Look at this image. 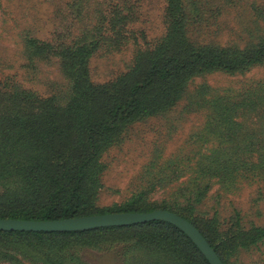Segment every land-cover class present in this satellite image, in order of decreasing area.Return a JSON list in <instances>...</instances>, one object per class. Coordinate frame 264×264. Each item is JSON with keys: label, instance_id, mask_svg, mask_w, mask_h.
Instances as JSON below:
<instances>
[{"label": "rangeland", "instance_id": "obj_1", "mask_svg": "<svg viewBox=\"0 0 264 264\" xmlns=\"http://www.w3.org/2000/svg\"><path fill=\"white\" fill-rule=\"evenodd\" d=\"M181 4L183 30L193 46L243 49L264 36V0ZM167 5V0H0V114L15 112L22 97L65 106L72 81L61 54L81 44L94 46L87 58L89 80L96 86L115 82L167 34ZM28 39L43 51L35 54ZM260 91L264 94V60L235 72L216 69L190 76L180 97L123 126L102 152L95 206L121 204L139 192L145 203L180 204L207 186L195 205L199 224L214 221L223 233L234 232L236 223L241 230L263 226L264 127L259 123L264 121L258 119L259 106L251 112L242 104L255 103L247 96ZM216 98L233 108L227 113L241 124L234 141L219 137L225 125H216L223 111ZM248 128L260 132L261 144L252 152L247 151ZM224 148L231 164L220 171L209 161L213 151ZM122 247L121 242L84 247L77 255L85 264H124ZM227 262L264 264V238L232 251ZM0 264L34 263L0 257Z\"/></svg>", "mask_w": 264, "mask_h": 264}, {"label": "trees", "instance_id": "obj_2", "mask_svg": "<svg viewBox=\"0 0 264 264\" xmlns=\"http://www.w3.org/2000/svg\"><path fill=\"white\" fill-rule=\"evenodd\" d=\"M167 2V34L115 82L96 86L89 80L87 58L94 46L81 44L61 54L72 81L65 106L22 97L15 112L0 114V218L56 220L166 209L191 222L223 264H228L232 251L264 238V225L241 230L235 222L234 232L223 233L214 221L199 224L194 216L195 205L207 186L197 189L193 198L187 196L180 204L145 203L143 192L107 208L94 204L103 168L100 156L123 126L173 103L194 74L216 69L235 72L264 60V36L243 49L193 46L183 30L181 0ZM28 42L35 54L43 51L33 39ZM247 97L255 103L242 104L251 112L259 106L258 119L263 122V92ZM217 100L223 111L218 113L222 120L216 125H225L219 137L222 141H234L239 138L235 129L241 124L232 119V112L227 113L233 108L223 105L220 98L215 103ZM259 135L250 128L245 131L248 152L259 148ZM225 150L213 151L209 161L217 164L220 171L231 164ZM118 242L123 243L124 264H209L184 232L163 220L82 231H0V257L10 261L22 257L34 264H85L77 255L79 248L102 249Z\"/></svg>", "mask_w": 264, "mask_h": 264}, {"label": "water", "instance_id": "obj_3", "mask_svg": "<svg viewBox=\"0 0 264 264\" xmlns=\"http://www.w3.org/2000/svg\"><path fill=\"white\" fill-rule=\"evenodd\" d=\"M152 220L167 221L184 232L209 264H223L201 232L188 220L166 209L149 212H110L56 220L0 218V231H82L107 226H123Z\"/></svg>", "mask_w": 264, "mask_h": 264}]
</instances>
